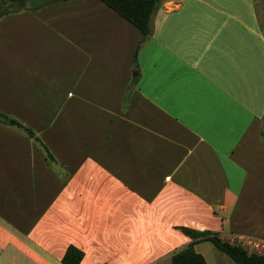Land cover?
I'll return each instance as SVG.
<instances>
[{
    "label": "crops",
    "instance_id": "0c3cea01",
    "mask_svg": "<svg viewBox=\"0 0 264 264\" xmlns=\"http://www.w3.org/2000/svg\"><path fill=\"white\" fill-rule=\"evenodd\" d=\"M151 28L139 48L102 0L0 20V264L71 245L170 264L191 243L236 264L180 228L264 237V0H161Z\"/></svg>",
    "mask_w": 264,
    "mask_h": 264
},
{
    "label": "trees",
    "instance_id": "16d2710c",
    "mask_svg": "<svg viewBox=\"0 0 264 264\" xmlns=\"http://www.w3.org/2000/svg\"><path fill=\"white\" fill-rule=\"evenodd\" d=\"M57 0H0V20L11 13L38 9L50 2ZM121 16L135 24L141 31L143 38L139 48L145 43L151 35V23L154 14L158 10L161 0H102ZM137 60V59H136ZM136 74H140V68L136 65ZM11 117L0 111V122L8 123ZM26 133L30 136H36V133L29 127L23 126ZM264 135V133H263ZM38 138V137H36ZM47 157L54 158V154L47 145L40 141ZM185 234L192 238L210 240L220 250L229 255L236 264H264V255L249 253L240 246L233 245L224 241L218 233L211 231H199L190 227L180 228ZM84 258V252L76 246H69L64 257V264H80ZM108 264V263H104ZM170 264H208L206 257L198 252L194 243L177 251L171 259Z\"/></svg>",
    "mask_w": 264,
    "mask_h": 264
},
{
    "label": "built area",
    "instance_id": "2783aa9c",
    "mask_svg": "<svg viewBox=\"0 0 264 264\" xmlns=\"http://www.w3.org/2000/svg\"><path fill=\"white\" fill-rule=\"evenodd\" d=\"M221 238L233 245L240 246L249 253L264 255V237L247 233H229Z\"/></svg>",
    "mask_w": 264,
    "mask_h": 264
},
{
    "label": "water",
    "instance_id": "95a60500",
    "mask_svg": "<svg viewBox=\"0 0 264 264\" xmlns=\"http://www.w3.org/2000/svg\"><path fill=\"white\" fill-rule=\"evenodd\" d=\"M11 122L14 123V124H18L19 125V123L17 121H15V120H11Z\"/></svg>",
    "mask_w": 264,
    "mask_h": 264
},
{
    "label": "rangeland",
    "instance_id": "374dc122",
    "mask_svg": "<svg viewBox=\"0 0 264 264\" xmlns=\"http://www.w3.org/2000/svg\"><path fill=\"white\" fill-rule=\"evenodd\" d=\"M232 261H234V260H232ZM233 263H235V262H233Z\"/></svg>",
    "mask_w": 264,
    "mask_h": 264
}]
</instances>
